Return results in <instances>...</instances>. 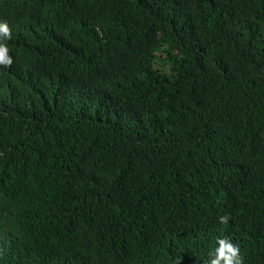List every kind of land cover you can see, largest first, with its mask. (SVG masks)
I'll return each instance as SVG.
<instances>
[{
    "label": "trees",
    "instance_id": "16d2710c",
    "mask_svg": "<svg viewBox=\"0 0 264 264\" xmlns=\"http://www.w3.org/2000/svg\"><path fill=\"white\" fill-rule=\"evenodd\" d=\"M0 23V264H204L218 236L264 264V0H0Z\"/></svg>",
    "mask_w": 264,
    "mask_h": 264
},
{
    "label": "clouds",
    "instance_id": "9594fccd",
    "mask_svg": "<svg viewBox=\"0 0 264 264\" xmlns=\"http://www.w3.org/2000/svg\"><path fill=\"white\" fill-rule=\"evenodd\" d=\"M9 39V28L5 23H0V66L8 67L12 64V57L4 41ZM221 222H226L227 215L219 216ZM181 258L177 257L174 264H180ZM204 264H241L239 247L234 245L228 237H216V244L208 252Z\"/></svg>",
    "mask_w": 264,
    "mask_h": 264
},
{
    "label": "rangeland",
    "instance_id": "374dc122",
    "mask_svg": "<svg viewBox=\"0 0 264 264\" xmlns=\"http://www.w3.org/2000/svg\"><path fill=\"white\" fill-rule=\"evenodd\" d=\"M158 65L161 66L162 68L164 67V63L163 62H159Z\"/></svg>",
    "mask_w": 264,
    "mask_h": 264
},
{
    "label": "bare ground",
    "instance_id": "6f19581e",
    "mask_svg": "<svg viewBox=\"0 0 264 264\" xmlns=\"http://www.w3.org/2000/svg\"><path fill=\"white\" fill-rule=\"evenodd\" d=\"M112 80V79H111ZM110 82V81H109ZM103 83V82H102ZM103 84H105V83H103Z\"/></svg>",
    "mask_w": 264,
    "mask_h": 264
}]
</instances>
